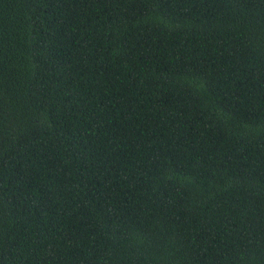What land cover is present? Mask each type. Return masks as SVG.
Instances as JSON below:
<instances>
[{
	"label": "trees",
	"instance_id": "obj_1",
	"mask_svg": "<svg viewBox=\"0 0 264 264\" xmlns=\"http://www.w3.org/2000/svg\"><path fill=\"white\" fill-rule=\"evenodd\" d=\"M0 264H264V0H0Z\"/></svg>",
	"mask_w": 264,
	"mask_h": 264
}]
</instances>
